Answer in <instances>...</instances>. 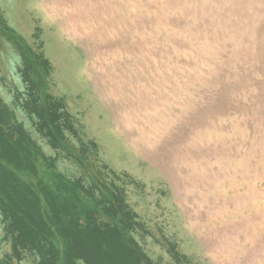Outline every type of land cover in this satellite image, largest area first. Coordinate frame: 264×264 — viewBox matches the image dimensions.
<instances>
[{
	"label": "rangeland",
	"instance_id": "obj_1",
	"mask_svg": "<svg viewBox=\"0 0 264 264\" xmlns=\"http://www.w3.org/2000/svg\"><path fill=\"white\" fill-rule=\"evenodd\" d=\"M0 11L34 46L41 28L53 94L99 160L140 184L126 192L153 259L173 262L174 242L196 264H264V0H0ZM10 51L0 43L14 87Z\"/></svg>",
	"mask_w": 264,
	"mask_h": 264
},
{
	"label": "trees",
	"instance_id": "obj_2",
	"mask_svg": "<svg viewBox=\"0 0 264 264\" xmlns=\"http://www.w3.org/2000/svg\"><path fill=\"white\" fill-rule=\"evenodd\" d=\"M41 33L36 27L34 46L0 11V43L15 56L17 79L11 87L0 76V264H196L174 242L173 262L146 252L139 237L148 229L125 186L140 184L99 160L97 142L53 94ZM64 159L81 174L61 170Z\"/></svg>",
	"mask_w": 264,
	"mask_h": 264
}]
</instances>
